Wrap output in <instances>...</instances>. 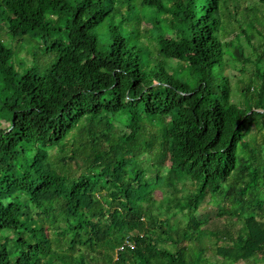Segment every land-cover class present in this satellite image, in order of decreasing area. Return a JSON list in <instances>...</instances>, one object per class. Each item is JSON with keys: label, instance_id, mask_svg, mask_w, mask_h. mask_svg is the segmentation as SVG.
I'll use <instances>...</instances> for the list:
<instances>
[{"label": "trees", "instance_id": "16d2710c", "mask_svg": "<svg viewBox=\"0 0 264 264\" xmlns=\"http://www.w3.org/2000/svg\"><path fill=\"white\" fill-rule=\"evenodd\" d=\"M234 1L0 0V264H264V0Z\"/></svg>", "mask_w": 264, "mask_h": 264}, {"label": "rangeland", "instance_id": "374dc122", "mask_svg": "<svg viewBox=\"0 0 264 264\" xmlns=\"http://www.w3.org/2000/svg\"><path fill=\"white\" fill-rule=\"evenodd\" d=\"M254 1L255 0H248L247 4L252 5L253 4L252 2H254ZM229 5H230L229 9L224 7L225 15L223 18L225 22H228V26H227L228 29H230L233 26L237 27V19L233 18V16H232V14H234V12H235V7H234L235 1L229 0ZM237 30H239V28ZM229 38L230 37L228 36V39ZM17 58L26 59V60H28L29 63L32 62V59H31L30 55H28L27 49H25V48H20L19 52L17 53ZM228 70L234 71L231 75L233 80H234L235 74H238V73H237L236 69L232 66V63H230V65L228 66ZM232 89H233V94H235V88L233 87ZM160 195H161V190H157L156 191L157 198H160ZM202 211L208 212V213H210V215H213L214 214V207L212 204L205 202L202 206ZM213 246H214V243H211V249L213 248ZM242 264H244V263H242Z\"/></svg>", "mask_w": 264, "mask_h": 264}]
</instances>
